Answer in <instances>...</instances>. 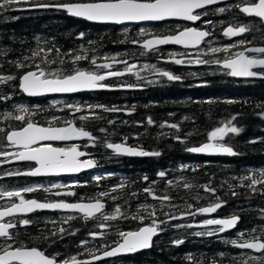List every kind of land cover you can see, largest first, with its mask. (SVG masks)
Segmentation results:
<instances>
[{
  "label": "trees",
  "instance_id": "obj_1",
  "mask_svg": "<svg viewBox=\"0 0 264 264\" xmlns=\"http://www.w3.org/2000/svg\"><path fill=\"white\" fill-rule=\"evenodd\" d=\"M31 2L56 3L72 0H30ZM243 2L244 0H237L226 7L225 12H208L203 18V22H210L206 24V29L218 42L217 48L229 47V52L209 54L207 51L205 54L190 55L176 52L174 49L172 51L170 48L148 53L138 47V44L148 37L175 34L182 29V25L164 24L158 27L123 29L103 27L69 18L66 14L56 11H21L31 7L30 3L12 5L6 10H0V76L18 77L22 70L17 69L12 62L23 61L29 66L34 62L40 63L39 57L35 61H24L23 58L31 57L34 50L44 48L46 52L52 49L47 52V59L56 61L50 66L52 69H71L72 55L76 54H86L89 57L77 65L85 70L92 68L90 58H96L98 64L113 62L105 58L115 57L118 61H127L129 65H138V68L141 67L137 72L140 82L138 81L136 87L143 89L135 93L83 94L70 100L53 101L25 98L19 90L18 79L0 83V96L8 97L0 100V128L10 131L23 126L20 121L4 119L5 113L20 114L19 106L28 107L34 113L30 118L40 126L61 127L65 126L66 120H73L76 126L84 127L96 138L95 142L92 141L89 152L94 155L96 166L99 167H96L98 171L79 177L74 183L63 180L59 182L63 187L53 188L50 182L22 178L19 175L6 177L9 172L29 170V165L16 166L10 171L0 166V189L11 191L41 185L42 189L23 193L25 199H35L39 202L63 200L68 203L94 202L95 199H100L105 204L103 213L90 220L81 216H72L73 219L67 220V216L57 212H36L22 218L29 219L31 224L18 225L11 230L16 237L14 247L23 242L25 246L38 247L46 255L56 256L60 261L72 256L84 260L92 256L90 252L96 255L108 250L104 245L115 246L116 242L120 241L118 231L137 230L141 226L151 224L155 219L162 231L154 239L149 252L97 264H212L213 261L216 264H243L247 256L253 255L233 247L228 241L236 239L240 232L248 234L256 229L252 234H259L261 228H264V191L253 192L248 187L241 186L246 185L248 181L238 179L250 172L264 169V116L261 115L264 112V80L236 81L214 63L248 47H264V26L257 19L246 18L238 7H234ZM228 25L249 27V31L242 37L241 41H245L243 45L240 44L241 41L235 44L223 38L222 31ZM141 29L145 30L146 35L140 36ZM80 33H84L83 38H79ZM132 40L138 43H133ZM233 45L235 47H232ZM56 49L60 50L59 54ZM70 52L72 55H68ZM43 56L45 53H41V57ZM181 57L192 60L198 57L209 63L194 69L162 63L163 60ZM61 59L66 63L60 64ZM162 71H168L183 79L168 82L165 76L159 74ZM146 81L148 83H145ZM72 103L82 107L81 113H74L65 107ZM94 107L98 108L95 110ZM106 108H115L117 113L110 114L105 111ZM81 116H86L89 120H80ZM149 118L153 121L152 124L148 123ZM229 120L241 131L238 134L230 133L225 137L224 143L231 146L237 155L228 158H199L185 150L187 147L199 146L206 142L209 131ZM172 123L178 124L180 131L167 126L161 127ZM176 136L186 142H178ZM252 140L257 143H250ZM107 143H119L149 152L158 151L161 155L134 159L116 158L106 147ZM7 150L6 139L0 136V151ZM181 166L187 167L182 170ZM160 171H165L166 177L160 178L157 175ZM94 176L101 177L97 181ZM145 176L148 177L147 181L143 179ZM181 177L184 181H180ZM169 180L173 181L171 186L167 184ZM184 182L192 184L193 187L185 189ZM121 183L125 187L117 188L113 192L112 189ZM204 185L214 188L215 194L206 192ZM146 187L156 190L158 197L168 194L171 200L166 202L153 199L143 191ZM257 188L260 189L261 186L258 185ZM68 191L74 192L75 195H55L56 192ZM99 192H107L109 196L101 197ZM233 192L236 195H232ZM113 196L116 197L115 200L112 199ZM217 198L223 204L215 216H238L240 223L237 230L221 237L195 235L196 231H201L193 227L203 217L188 213H196L198 208L207 207L210 202H217ZM12 199L17 202L18 198ZM6 201H1L0 207H4L1 203ZM140 205H147V211L140 209ZM188 205L193 207L189 209ZM117 206L120 207L122 215L117 214L116 220L105 221L103 215H112L113 212L115 214ZM151 212H154V215L149 216L148 213ZM134 215L144 216L143 223L139 219H132ZM171 217L179 219L173 221ZM187 223L194 225L187 227ZM101 224L105 227L100 228ZM60 228H64L65 232L60 233ZM53 232L56 235H53ZM90 233H99L102 236L94 241L90 238ZM175 240H183V243L176 245L173 243ZM249 264L255 262L249 261ZM261 264H264V261Z\"/></svg>",
  "mask_w": 264,
  "mask_h": 264
},
{
  "label": "snow or ice",
  "instance_id": "obj_2",
  "mask_svg": "<svg viewBox=\"0 0 264 264\" xmlns=\"http://www.w3.org/2000/svg\"><path fill=\"white\" fill-rule=\"evenodd\" d=\"M220 0H72V2H56V3H43V2H31L30 0H0V10H6L12 5H19L21 3L28 4L32 8L37 9H49L54 8L57 10H63L72 17L83 18L87 21L94 22H111L114 24H123L124 22H142V21H166L169 19H179L183 21H199L201 15L206 13H199L197 10L204 9L208 5L219 3ZM238 7L240 12L259 18L264 22V0H244L243 4L234 5ZM219 12L223 13L226 11L225 8H219ZM210 23V22H206ZM249 31V27L246 25H229L224 29L223 35L226 37H236ZM146 35L145 30H140V36ZM210 33L208 31L199 30L197 28L185 27L183 30L176 32L175 34L157 36L152 39H146L142 42V47L146 50H152L154 46L165 45V44H177L183 45L185 48L196 47L200 45ZM84 33L79 34V38H83ZM138 43V41H132ZM89 43H94L89 41ZM245 41H241L243 45ZM232 47H235L233 45ZM52 49H48L47 52H51ZM83 51V50H82ZM229 52V47L223 49L212 48L211 52ZM47 52L44 48L34 50L31 57H24V61L40 58V63H33L31 66L24 63L23 61H13L15 67L22 70V74L18 77L13 75L0 76V83H6L8 81L19 80L20 90L28 96H41L46 93H75L84 90H95L111 87L105 83L111 77H121L126 72H131L132 67L127 65V61H118L115 57L105 58L111 59L113 63L105 62L98 64L96 58L90 59L92 68L85 70L77 67L78 63L82 60H87L89 57L84 54L72 55L71 69L56 68L52 69L50 66L55 64V60L47 59ZM57 54L60 50L56 49ZM248 53H256L257 55H246ZM41 53H45V56L41 57ZM264 47H248L244 51H239L234 55H231L225 59L216 60L214 63L220 65L223 69L227 70V75L232 77H264ZM190 63L196 64H207L209 61L203 59H195L189 61ZM66 61L61 59L60 64H65ZM114 63H124L126 65L124 71L113 70ZM174 63L182 64L184 61L175 59ZM43 65V66H42ZM27 69V70H25ZM103 69L105 71L101 72ZM162 76L167 77L170 81L180 80L181 77L174 75L168 71H162L159 73ZM127 87H132L128 85ZM8 99V97L0 96V100ZM234 101H228L233 103ZM67 109L73 112H81L82 109L78 105L68 104L65 106ZM105 111H117V109H105ZM18 112L20 114L13 115L12 113H5L4 119H14L22 122V127L5 131L4 128H0V133H4V138L7 140L9 146L17 149V151L7 152L0 151V156L12 157L17 161L34 162L35 167L30 168L24 172L7 173V175H28V176H39V175H50L59 173H79L85 169H90L96 166L93 159H85L88 154L85 151L80 150V146L72 144L69 147H54L52 141H74L81 138H87L90 141L95 142L96 138L91 132L85 130L84 127H78L73 120H66L65 126H40L35 123L30 117L34 115L28 107L19 106ZM264 116V112L261 113ZM88 117L81 116L80 120H87ZM235 117H233V120ZM149 124L153 121L151 118L148 120ZM167 126L176 131H180L178 124H166L161 127ZM101 131H105L101 129ZM241 129L236 127L232 120L223 123L207 133V141L200 144L199 146L187 147L185 150L189 153L197 154H208V155H228L235 156L238 153L226 143H224L225 137L230 133L238 134ZM191 135V133H189ZM175 139L180 143L186 141L180 136H176ZM250 143H257L256 140L250 141ZM106 147L111 149L117 155H129V156H159L161 155L158 151H144L137 150L134 147L125 146L122 144L107 143ZM182 170L187 166H181ZM196 169H193L195 171ZM160 178L166 177L165 171L157 173ZM99 181L100 177L95 178ZM145 181L148 177H143ZM180 181H184V178H179ZM241 181H248L246 185L241 186L248 187L253 192L264 191V169H260L256 172H250V174L239 177ZM154 183V182H153ZM173 181H167V184L171 186ZM261 186L260 189L257 186ZM52 187L59 188L62 185H53ZM125 185H120L112 189L113 192L117 188H124ZM183 187L189 189L193 187L192 184L184 182ZM206 192L215 194V189L208 185H204ZM35 187H26L20 190H3L0 189V198H8L11 203L8 206L0 207V238H3L0 242V264H91L90 260H78L76 256H72L70 259L58 260L56 256L46 255L45 252L38 247L25 246L23 242H20L19 246H13L16 237L13 236V229L17 226H28L31 224L29 219H19L17 216H26L36 210H72L84 215L85 219L93 218L97 213H101L105 208V204L100 199H95L94 202L90 203H68L63 200L57 202H39L35 199H25L23 193H31L36 191ZM48 191V189H44ZM148 196L153 199L160 200H171V197L164 195L158 197L155 191L151 187L143 189ZM56 196L66 195L73 196L74 192H56ZM101 197L108 196L109 193L101 192ZM135 195V193H133ZM232 195H236L235 192ZM12 198H18V203ZM116 199L115 196L112 197ZM223 202L219 201L209 204L207 207H200L196 211L200 214H211L215 213L219 208L222 207ZM147 205H140V209L147 211ZM189 209L193 206L188 205ZM138 209V211L140 210ZM121 213L119 206L115 209V214L103 215L105 221L116 220L118 215ZM195 215L196 213H188ZM149 216L154 215V212L148 213ZM13 218L5 221V218ZM177 219L178 217H171ZM73 219L72 216L67 217V220ZM132 219H139L143 223L145 217L134 215ZM238 216H231L230 218H219V219H207L203 221L205 226L211 225L216 226L213 231H208L206 234L212 236L216 233H224L228 230L233 229L238 223ZM164 223V222H161ZM184 226V225H180ZM100 228H104L105 225H99ZM192 227V225H187ZM159 226L155 219L152 220L150 225L139 227L137 230L130 231H118L120 241L116 242L114 247L104 245L106 249L102 255H94L91 252L92 260H102L105 257H115L120 254L136 253L140 250L148 249L152 246L153 237L157 235ZM60 233H64L65 229L60 228ZM256 229L252 230L255 233ZM252 233H238L236 239L228 241L233 247L242 250H251L255 253H260L259 256L250 255L243 260V264H249V261H254L255 264H261L264 261V228H261L259 234ZM53 235H56L53 232ZM91 236L95 237L97 233H90ZM195 235H205L202 232H196ZM174 244L179 245L183 243V240H175ZM190 259V258H189ZM212 264H216L215 261ZM239 264V262H238Z\"/></svg>",
  "mask_w": 264,
  "mask_h": 264
},
{
  "label": "water",
  "instance_id": "obj_3",
  "mask_svg": "<svg viewBox=\"0 0 264 264\" xmlns=\"http://www.w3.org/2000/svg\"><path fill=\"white\" fill-rule=\"evenodd\" d=\"M233 1H235V0H220L219 3L213 4V5H208L204 9L197 10V12L204 11V10H206L208 8L223 6V5H226V4L231 3ZM46 10L63 12L65 14H67V16L70 17V18L77 19V20H81V21L87 22V23L92 24V25H101V26H104V27H118V28L138 27V28H141V27H147V26H152V25H161L162 23H182V24H187V25H195V24H197L200 21L199 20V21L192 22V21H183V20H179V19H169V20H166V21L124 22L123 24H114V23H111V22L87 21V20H85L83 18L72 17L67 12H65L63 10H57V9H54V8L37 9V8L29 7L27 9H24L23 11H26V12H36V11H46ZM245 16H247V17H253V18H256V19L260 20L259 18L254 17V16H248L246 14H245ZM262 23L264 25V22H262ZM242 35L243 34H241L240 36H242ZM240 36L228 37V38L233 40V39L239 38ZM152 38H154V37H149V38H146V39H152ZM206 39H207V37L204 40H206ZM202 42L200 43V45H198L196 47H189V48H185L183 45H177V44L157 45V46H154V48L152 50H146V49H144L142 47V43H140L139 44V48L142 49V50H144V51H146V52H151V51H154V50H157V49H163V48H167V47L179 48V49L185 50V51H195V50H197L201 46ZM251 54H254L255 55L256 53H251ZM174 60L175 59H168V60H164L162 62L164 64H176V63H174ZM111 63H113V62H111ZM119 65H120V63H114L113 64V67H117ZM177 65L180 66L181 64H177ZM183 66L185 68L191 67V66H187V65H183ZM221 69H223V68L221 67ZM223 70H226V69H223ZM115 78H119V77H111L108 80L115 79ZM233 78L235 80H237V81H260V80H263L264 79V78H262L260 76H257V77H233ZM108 80H106V81H108ZM19 90H20V88H19ZM119 91H123V92H134V91H140V89L128 88V87H123V88H109L108 87V88H103V89L84 90V91H79V92H75V93H46V94L41 95V96H28L27 94L23 93L20 90V92L24 95V97H26L28 99H36V100H41V99H46V98H50V99H53V98H56V99H60V98H70V97H73V96L79 95V94H90V93H101V92L116 93V92H119ZM85 139L86 138H81V139L74 140V141H52L50 143H52V144H76V143H79V142H81V141H83ZM13 149H15V148H13ZM15 150H17V149H15ZM190 154L195 155V156H202V157H219V156L220 157H234V156H228V155H208V154H197V153H190ZM114 155H116L117 157H124V158H140V157H146V156L117 155L115 153H114ZM263 156H264V153H263ZM84 158L87 159L88 158V155L86 157H84ZM19 163L20 164L30 163V164H34L35 165L34 162L17 161V160H12L10 164H19ZM93 168L85 169V170H83V171H81L79 173H59V174L39 175V176H28V175H22V176L23 177L33 178V179H74V178H76V177H78V176H80L82 174H85V173L90 172L91 170H93ZM82 203H90V202H82ZM35 212H45V213L60 212L62 214H67V215H80V216H83L84 217V215L82 213H79V212H76V211H72V210H36V211H34L32 213L27 214L26 216H30L31 214H33ZM101 213H97L96 216L100 215ZM204 215L206 217H212L213 216V213H211V214H204ZM17 217H24V216H17ZM9 219H12V218L11 217L5 218V221H7ZM88 219H92V218H88ZM239 223H240V219L238 220L237 225L233 229L228 230V231H226L224 233H218L217 235H225V234H229V233H232V232L236 231ZM195 228H197V229H207V228H216V226H211V225L205 226L202 223L200 225H196ZM159 234L160 233L158 231L157 235L153 237V241H154V239ZM92 238L94 239V238H96V236L95 237L92 236ZM0 239H3V238H0ZM150 249H151V247L148 248V249L140 250V251H138L136 253L120 254V255H117L115 257H105V258H103L102 260H99V261L92 260V258H90V261H91V264H97V263L112 261V260H116V259H120V258H125V257H128V256H133V255L147 253V252L150 251ZM245 251H248V252H250L251 254H253L255 256H257V255L260 254V253L252 252L251 250H245ZM99 255H102V254H99Z\"/></svg>",
  "mask_w": 264,
  "mask_h": 264
},
{
  "label": "flooded vegetation",
  "instance_id": "obj_4",
  "mask_svg": "<svg viewBox=\"0 0 264 264\" xmlns=\"http://www.w3.org/2000/svg\"><path fill=\"white\" fill-rule=\"evenodd\" d=\"M217 11H218V9H217ZM201 17H203V14L201 15ZM199 24H202V23H199ZM199 24H198L195 28H197V29H199V30H203V31H208V32H209L208 29H206L204 26L199 25ZM210 35H212V34H210ZM210 35H209V36H210ZM211 37H212V36H211ZM214 37H215V36H214ZM211 43H212V44H216L217 41H216L215 39H212ZM172 51H173V49H172ZM262 55H264V54H262ZM123 64H124V63H120V65H119L118 67H116V68H113V70L124 71L126 65H125V64L123 65ZM127 65H129V64L127 63ZM130 66H131V65H130ZM100 71L103 72V71H105V70L101 69ZM136 72H137V69L134 68V69H132L131 72H126L125 75H123V76H121V77H119V78L111 79V80H109V81H106L105 83H106L107 85H109L111 82H113L111 85H109V86H111V87H113V88L127 87L128 85H132L131 88L136 87V85L139 84V82H138L139 80H137L139 77H138V75L136 74ZM137 77H138V78H137ZM122 79H123V80H122ZM131 79H132V80H131ZM119 81H120V82H119ZM123 81H124V82H123ZM130 81H131V82H130ZM136 81H137V82H136ZM108 83H109V84H108ZM120 83H121V84H120ZM130 83H131V84H130ZM132 83H133V84H132ZM2 134H3V135L0 134V136H4V133H2ZM78 145L80 146V150H81V151H85V152H87L89 158L94 160V158H93L94 155L91 153V151L89 152V150H91V145H92V143H91L90 140L86 139V140H84V141H81ZM60 147H62V146H60ZM63 147H69V145H64ZM13 151H14V150H13L11 147L8 146V150H7V152H13ZM12 159H13L12 157H8L7 160H6L5 157L0 156V166L5 167L6 170L10 171L12 168L16 167V165H11V164H10L11 161H12ZM4 161H5V162H4ZM22 165H24V164H22ZM22 165H18V166H22ZM27 165H29L30 168L35 167L34 164H30V163H28ZM30 168H29V169H30ZM24 171H26V170H24ZM9 173H11V172H9ZM8 176H10V175H7L6 177H8ZM39 181L50 182L51 180H50V179H47V180H43V179H41V180H39ZM7 202H10V200L7 199ZM149 225H150V224H149ZM198 231H201V232H202V230H198ZM204 232H205V231H204Z\"/></svg>",
  "mask_w": 264,
  "mask_h": 264
},
{
  "label": "bare ground",
  "instance_id": "obj_5",
  "mask_svg": "<svg viewBox=\"0 0 264 264\" xmlns=\"http://www.w3.org/2000/svg\"><path fill=\"white\" fill-rule=\"evenodd\" d=\"M157 27H158V26H157ZM164 27H165V26H164ZM172 27H173V26H172ZM168 28H169V27H168ZM158 30H159V29H158ZM160 30H161V29H160ZM129 31H130V30H129ZM130 32H131V31H130ZM133 34H136V33H133ZM124 37H125V36H124ZM122 39H123V38H122ZM132 41H133V40H132ZM127 55H128V54H127ZM123 56H124V55H123ZM90 59H91V58H90ZM155 60H156V59H155ZM103 61H104V60H103ZM105 61H106V60H105ZM158 61H159V60H158ZM135 63H136V62H135ZM157 64H158V63H157ZM159 64H160V63H159ZM161 64H162V63H161ZM123 65H124V64H123ZM137 66H138V65H137ZM161 68H162V67H161ZM209 68H210V67H209ZM212 68H213V67H212ZM212 68H211V69H212ZM155 69H156V67H155ZM158 70H159V69H158ZM215 70L217 71V69H215ZM182 75H183V74H182ZM191 76H192V75H191ZM194 76H195V75H194ZM224 76H225V75H224ZM137 78H138V77H137ZM163 78H164V77H163ZM181 78H182V77H181ZM182 79H183V78H182ZM229 79H230V78H229ZM122 80H123V79H122ZM131 80H132V79H131ZM137 80H138V79H137ZM186 80H187V78H186ZM166 81H167V79H166ZM180 81H181V79H180ZM119 82H120V81H119ZM123 82H124V81H123ZM130 82H131V81H130ZM136 82H137V81H136ZM139 82H140V81H139ZM153 82H154V81H153ZM157 82H158V81H157ZM168 82H169V80H168ZM170 82H171V81H170ZM201 82H202V81H201ZM151 83H152V82H151ZM185 83H186V82H185ZM108 84H109V83H108ZM120 84H121V83H120ZM132 84H133V83H132ZM140 84H141V83H140ZM182 84H183V83H182ZM200 84H201V83H200ZM144 85H145V84H144ZM198 85H199V84H198ZM243 85H245V84H243ZM138 86H139V85H138ZM142 87H143V86H142ZM184 87H185V86H184ZM202 87H203V86H202ZM196 89H197V88H196ZM196 89H195V90H196ZM201 89H202V88H201ZM75 103H76V102H75ZM71 105H72V104H71ZM74 105H75V104H74ZM76 105H77V104H76ZM90 105H91V104H90ZM90 105H89V106H90ZM89 106H88V107H89ZM91 106H92V105H91ZM81 108H82V107H81ZM94 108H95V107H94ZM94 108H93V109H94ZM96 108H98V107H96ZM96 108H95V110H96ZM128 108H129V107H128ZM128 108H127V109H128ZM87 109H89V108H87ZM93 109H92V110H93ZM125 110H126V109H125ZM88 112H89V110H88ZM71 113H72V112H71ZM74 113H75V112H74ZM80 113H81V112H80ZM107 113H108V112H107ZM78 114H79V112H78ZM93 114H94V113H93ZM110 114H112V113H110ZM114 115H116V114H114ZM87 116H88V114H87ZM90 118H92V117H90ZM96 118H97V117H96ZM88 120H89V118H88ZM91 120H92V119H90V121H91ZM93 120H94V118H93ZM88 126H89V125H88ZM163 129H164V128H163ZM96 130H98V129H96ZM96 130H95V131H96ZM99 137H100V136H99ZM114 137H115V136H114ZM125 137H126V136H125ZM123 138H124V137H123ZM119 139H120V138H119ZM121 139H122V138H121ZM121 139H120V140H121ZM106 140H107V139H106ZM108 140H109V139H108ZM117 140H118V139H117ZM125 140H126V139H125ZM112 141H113V139H112ZM118 141H119V140H118ZM122 141L124 142V140H122ZM127 141H128V140H127ZM116 142H117V141H116ZM119 142H120V141H119ZM126 143H127V142H126ZM118 144H119V143H118ZM127 145H129V144H127ZM136 146H137V145H136ZM104 147H105V146H104ZM130 147H131V146H130ZM98 148H99V147H98ZM100 148H101V147H100ZM138 148H139V147H138ZM141 149H142V148H141ZM142 150H143V149H142ZM145 150H146V149H145ZM107 151H108V150H107ZM110 151H111V150H110ZM95 153H96V152H95ZM105 153H106V151H105ZM107 153H108V152H107ZM189 154H190V153H189ZM100 155H101V153H100ZM104 157H105V156H104ZM196 157H197V156H196ZM99 158H100V157H99ZM116 158H117V157H116ZM199 158H200V157H199ZM96 159H98V158H96ZM107 159H109V158H106V160H107ZM133 159H134V158H133ZM215 159H216V158H215ZM101 160H102V159H101ZM104 160H105V159H104ZM106 160H105V161H106ZM94 161H95V157H94ZM116 161H117V160H116ZM95 162H96V161H95ZM110 163H111V162H110ZM116 163H117V162H116ZM102 164H103V162H102ZM96 165H97V164H96ZM101 166H102V165H101ZM101 166H100V167H101ZM108 166H109V165H108ZM96 167H98V166H96ZM98 168H99V167H98ZM102 168H103V167H102ZM103 169H104V168H103ZM119 169H120V168H119ZM95 170H97V169H95ZM97 171H98V170H97ZM102 171H104V170H102ZM121 171H122V170H121ZM94 172H96V171H94ZM90 174H91V173H90ZM92 175H93V174H92ZM108 175H109V174H108ZM108 175H107V176H108ZM111 175H112V174H111ZM111 175H110V177H111ZM113 175H114V173H113ZM96 176H97V174H96ZM101 176H102V175H101ZM101 176H100V177H101ZM107 176H106V177H107ZM114 176H116V175H114ZM98 177H99V176H98ZM94 178H95V176H94ZM106 179H107V178H106ZM109 179H110V178H109ZM104 190H105V189H104ZM155 191H156V190H155ZM99 193H100V192H99ZM155 194H157V193H155ZM162 195H163V194H162ZM167 195H168V194H167ZM210 195H212V194H210ZM108 196H109V195H108ZM156 201H158V200H156ZM168 201H169V200H168ZM76 202H77V201H76ZM101 202H102V201H101ZM166 202H167V201H166ZM166 202H165V204H166ZM209 202H210V201H209ZM209 202H208V203H209ZM158 203H159V202H158ZM210 203H211V202H210ZM210 203H209V204H210ZM162 205H163V204H162ZM217 212H218V211H217ZM113 213H114V212H113ZM113 213H112V214H113ZM119 215H120V214H119ZM155 215H156V214H155ZM64 216H65V215H64ZM124 216H125V215H124ZM67 217H68V216H67ZM128 217H129V216H128ZM97 218H98V217H97ZM186 218H187V217H186ZM178 219H179V218H178ZM187 219H188V218H187ZM195 219H196V217H195ZM198 219H199V218H198ZM198 219H197V220H198ZM201 219H202V218H201ZM169 220H170V219H169ZM172 220H173V219H172ZM183 220H184V219H183ZM57 221H58V220H57ZM173 221H174V220H173ZM189 221H190V220H189ZM189 221H188V222H189ZM78 222H79V221H78ZM171 222H172V221H171ZM180 222H181V221H180ZM68 223H69V222H68ZM181 223H182V222H181ZM181 223H180V224H181ZM185 223H186V222H185ZM196 224H197V223H196ZM61 225H62V224H61ZM169 225H170V224H169ZM177 225H178V224H177ZM186 225H188V223H187ZM193 225H194V224H193ZM193 225H192V226H193ZM144 226H145V225H144ZM160 226H161V225H160ZM175 226H176V225H175ZM179 227H180V226H179ZM179 227H178V228H179ZM159 229H160V227H159ZM190 229H191V228H190ZM158 231H159V233H161L160 230H158ZM193 231H194V230H192V232H193ZM196 232H197V231H196ZM205 232H206V231H205ZM205 235H206V234H205ZM89 236H90V235H89ZM101 236H102V235H99V236H97L96 238H97V239H98V238H101ZM115 237H116V236H115ZM196 237H197V236H196ZM90 238H92V237H90ZM92 239H93V238H92ZM234 239H235V238H234ZM94 241H95V240H94ZM113 247H114V245H113ZM108 250H109V249H108ZM102 253H103V252H102ZM102 253H100V254H102ZM96 255H99V254H96ZM90 258H92V256H91ZM90 258H84V260H90ZM118 260H119V259H118Z\"/></svg>",
  "mask_w": 264,
  "mask_h": 264
},
{
  "label": "rangeland",
  "instance_id": "obj_6",
  "mask_svg": "<svg viewBox=\"0 0 264 264\" xmlns=\"http://www.w3.org/2000/svg\"><path fill=\"white\" fill-rule=\"evenodd\" d=\"M219 12V11H218ZM221 13V12H220ZM217 44L218 43H216V45L213 47V48H217ZM203 54H205L206 53V51H201ZM208 53L209 54H213V52H211V49L208 51ZM198 58V57H197ZM53 103V102H52ZM72 105H74V103H72ZM5 162V161H4ZM8 198H0V202L1 201H6ZM1 205H3V206H6V203L5 202H3V203H1ZM201 217H203V218H205L203 215H201ZM202 218V219H203ZM98 235H99V233H97Z\"/></svg>",
  "mask_w": 264,
  "mask_h": 264
}]
</instances>
